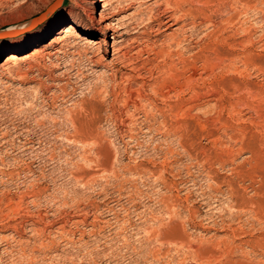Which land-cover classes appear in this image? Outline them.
<instances>
[{"label":"rangeland","instance_id":"374dc122","mask_svg":"<svg viewBox=\"0 0 264 264\" xmlns=\"http://www.w3.org/2000/svg\"><path fill=\"white\" fill-rule=\"evenodd\" d=\"M99 1L0 0V264H264V0H111L106 67Z\"/></svg>","mask_w":264,"mask_h":264},{"label":"bare ground","instance_id":"6f19581e","mask_svg":"<svg viewBox=\"0 0 264 264\" xmlns=\"http://www.w3.org/2000/svg\"><path fill=\"white\" fill-rule=\"evenodd\" d=\"M99 2L102 4V6H100V8H101L100 10L101 11H100V13L98 15V19L95 18L93 15H91V16L88 17V22H89L90 26L95 28L94 29L95 33H94V35L92 34V37H96L98 39V44L100 46V50H101L102 56L97 58L95 61L91 60V58H89L88 56L87 57H88V61L90 63H92L91 65H93V64H96V65L102 64L104 67H106V66H108V64L113 63L115 60L117 61V59L119 60L120 57L125 56V54H126L124 52V47H122V45H121V43H122V39L121 38L124 35L122 33L123 25H124L123 24V20H124V18H126V16L122 15V13L124 12L123 8L121 9L119 7H115V6L113 7V4L111 3V0H100ZM98 7H99V5H98ZM49 10H50V8H48V11ZM46 13H47V11L43 15H41L40 17L44 16ZM31 24H32V22H24V23L18 24L19 25L18 27L15 26L13 23L8 25L4 30L0 31V33H1L0 34V43H6V42H9V41L13 40L18 34H22L23 32L27 31L29 29V27H31ZM166 24H169V22L166 21L164 23V25H166ZM170 26H172V24L171 25L169 24V26H167V29ZM109 32H110L112 37L111 36L109 37ZM109 39H111L113 41V45L111 47L112 48V51H111L112 52V55H111L112 59H111V61L108 60L109 63H103V62H105V59H104L105 55L109 54ZM83 53L85 54V52H83ZM92 111H93V109H92ZM73 122H74V120H73ZM75 127H77L76 123H75ZM76 132H78V131L76 130ZM74 139H76V138H74ZM84 140L85 139H83V141ZM77 141H79V140H77Z\"/></svg>","mask_w":264,"mask_h":264}]
</instances>
